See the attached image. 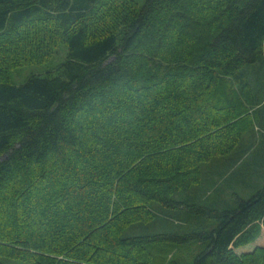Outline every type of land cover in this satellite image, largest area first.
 Returning <instances> with one entry per match:
<instances>
[{
    "label": "trees",
    "instance_id": "trees-1",
    "mask_svg": "<svg viewBox=\"0 0 264 264\" xmlns=\"http://www.w3.org/2000/svg\"><path fill=\"white\" fill-rule=\"evenodd\" d=\"M61 40L58 74L10 82ZM250 74L264 0H0V264H185L158 244L264 264V186L228 209L192 190L211 163L247 173L264 113Z\"/></svg>",
    "mask_w": 264,
    "mask_h": 264
},
{
    "label": "rangeland",
    "instance_id": "rangeland-1",
    "mask_svg": "<svg viewBox=\"0 0 264 264\" xmlns=\"http://www.w3.org/2000/svg\"><path fill=\"white\" fill-rule=\"evenodd\" d=\"M146 0H135L140 7L144 5ZM55 40V39H54ZM4 46H1V49ZM5 48V47H4ZM67 45L64 41H59L56 43V47L53 49L49 58L44 62H32L22 66L14 67L9 70V78L10 82L13 84H20L24 82L29 76L33 74L37 75H55L59 73L61 64L65 61L67 57ZM257 68L256 66L250 67V69ZM251 79H253V83H255V89L261 88L264 86V74L262 75H253L250 74ZM256 80V81H255ZM261 96V92L256 94ZM258 99V98H257ZM247 102V101H246ZM245 102V103H246ZM247 104V103H246ZM249 111H253L254 107L250 104H247ZM260 112H264V107L261 109ZM252 114V113H250ZM259 114V113H258ZM258 114L254 118H256L264 127V113L259 120ZM253 119V115H251ZM254 123L255 129L252 133L255 134L256 140L254 141L253 149L249 153L250 156L246 157L243 162L240 164L241 170L247 171V173L242 176L240 172L236 176L228 177L227 179L223 176H215L212 174L213 172V163L208 164L205 168V175L204 179L201 184L198 186H194L192 190L197 189L200 193V197H207V201L204 202L206 205H211V207L218 208V209H228L232 208L236 205V197L234 194L241 195L244 199L250 198L254 193L264 186V153L262 155V159L260 158H253L256 151L261 149L264 144V134H262L263 129L260 128V123ZM251 134L247 135L248 137ZM262 140L261 145L258 142ZM241 145V144H240ZM239 145V146H240ZM239 148V147H238ZM259 159V160H258ZM255 160V161H254ZM247 162L252 163L250 170L247 165L244 164ZM189 198V194L187 193H180L178 195L179 200H187ZM175 211V210H174ZM175 213L170 212L168 217H171L175 220L176 223H180L183 225L186 230H188L187 218L181 213L175 211ZM169 230V229H168ZM175 230V229H174ZM155 232V231H152ZM168 232H171L168 231ZM153 256L160 261L168 262L170 259L173 258H180L182 259L185 264L191 263L193 261L194 253L196 252L195 249L197 248L196 244L192 245H174V244H158L153 245L150 247ZM3 260L7 259L2 257ZM8 264H19L15 261H8Z\"/></svg>",
    "mask_w": 264,
    "mask_h": 264
}]
</instances>
